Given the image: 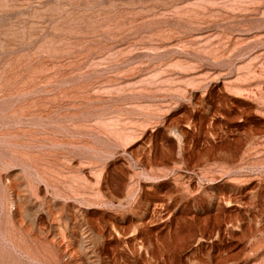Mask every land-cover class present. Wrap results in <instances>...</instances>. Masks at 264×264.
Returning a JSON list of instances; mask_svg holds the SVG:
<instances>
[{
    "label": "rangeland",
    "instance_id": "1",
    "mask_svg": "<svg viewBox=\"0 0 264 264\" xmlns=\"http://www.w3.org/2000/svg\"><path fill=\"white\" fill-rule=\"evenodd\" d=\"M0 264H264V0H0Z\"/></svg>",
    "mask_w": 264,
    "mask_h": 264
}]
</instances>
